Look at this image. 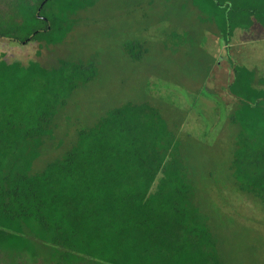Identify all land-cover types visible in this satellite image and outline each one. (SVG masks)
Instances as JSON below:
<instances>
[{
	"label": "trees",
	"instance_id": "1",
	"mask_svg": "<svg viewBox=\"0 0 264 264\" xmlns=\"http://www.w3.org/2000/svg\"><path fill=\"white\" fill-rule=\"evenodd\" d=\"M97 1L0 0V40L63 44ZM190 1L228 50L237 29L264 26V0ZM229 62L237 132L227 171L234 192L264 202V81ZM96 76L92 63L0 58V264H226L200 191L209 176L189 167L181 125L150 102L77 128L35 170L70 95Z\"/></svg>",
	"mask_w": 264,
	"mask_h": 264
},
{
	"label": "rangeland",
	"instance_id": "2",
	"mask_svg": "<svg viewBox=\"0 0 264 264\" xmlns=\"http://www.w3.org/2000/svg\"><path fill=\"white\" fill-rule=\"evenodd\" d=\"M194 8L190 0H98L79 11L63 44L41 47L2 39L0 58L46 66L66 59L97 68V76L79 86L59 112V126L35 170L64 154L77 128L95 125L127 102H150L171 125H181L189 167L209 176L199 188L226 264H264V202L234 192L227 171L237 132L229 120L236 98L226 90L232 51ZM233 52L235 61L255 62L264 77V26L238 29Z\"/></svg>",
	"mask_w": 264,
	"mask_h": 264
},
{
	"label": "crops",
	"instance_id": "3",
	"mask_svg": "<svg viewBox=\"0 0 264 264\" xmlns=\"http://www.w3.org/2000/svg\"><path fill=\"white\" fill-rule=\"evenodd\" d=\"M190 4H192L193 5V3L190 1ZM194 6V5H193ZM195 7V6H194ZM197 8L195 7L194 8V10L197 12V10H196ZM199 11V13L200 14H202L201 12H200V10H198ZM257 24H260V23H258V22H255V24H254V26H257ZM261 25V24H260ZM254 26L252 27V28H250V29H248V30H252L253 28H254ZM263 26V25H262ZM238 30V29H237ZM237 30L235 31V33H234V36L232 37V40H231V43H230V45H229V50H231L232 52V54H231V56H229V57H231V58H233V60H234V57H233V55L235 56V54H234V52H233V40H234V37H235V34H236V32H237ZM243 30V29H242ZM245 30V29H244ZM248 30H246V31H248ZM216 43H218V40H216ZM228 50V49H227ZM245 51H243V53H244ZM239 57H241L242 55H241V53H239V55H238ZM237 60V59H236ZM235 61V60H234ZM235 62H237V63H240V64H242V65H245V64H243V63H241V61H235ZM257 64H255V62H254V64L252 65V66H247L249 69H253L254 71H256V74H257V79L259 80V81H264V77L261 75V71L263 70V69H261V70H259L258 69V67L256 66ZM231 66V65H230ZM246 66V65H245ZM227 75L228 76H230V78H229V81L228 82H230V81H232V79H233V72H232V70L230 71V69H228V73H227ZM215 80H217L218 81V77L215 75ZM229 84V83H228ZM226 90H227V93H229V91H228V86H226ZM223 87L221 86V90L223 91ZM229 107V106H228ZM235 108H236V105H235ZM234 108V109H235Z\"/></svg>",
	"mask_w": 264,
	"mask_h": 264
}]
</instances>
